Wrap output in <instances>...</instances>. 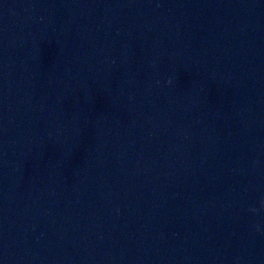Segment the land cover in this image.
Segmentation results:
<instances>
[{
  "label": "water",
  "instance_id": "obj_1",
  "mask_svg": "<svg viewBox=\"0 0 264 264\" xmlns=\"http://www.w3.org/2000/svg\"><path fill=\"white\" fill-rule=\"evenodd\" d=\"M262 202L264 0H0V264H264Z\"/></svg>",
  "mask_w": 264,
  "mask_h": 264
},
{
  "label": "clouds",
  "instance_id": "obj_2",
  "mask_svg": "<svg viewBox=\"0 0 264 264\" xmlns=\"http://www.w3.org/2000/svg\"><path fill=\"white\" fill-rule=\"evenodd\" d=\"M262 206H264V202H262ZM253 211H255V209H253Z\"/></svg>",
  "mask_w": 264,
  "mask_h": 264
}]
</instances>
